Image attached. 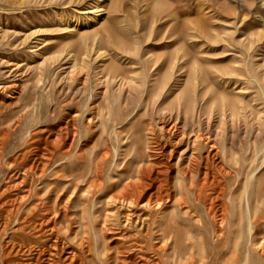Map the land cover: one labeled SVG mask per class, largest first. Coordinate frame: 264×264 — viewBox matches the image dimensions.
I'll use <instances>...</instances> for the list:
<instances>
[{
  "label": "rangeland",
  "instance_id": "obj_1",
  "mask_svg": "<svg viewBox=\"0 0 264 264\" xmlns=\"http://www.w3.org/2000/svg\"><path fill=\"white\" fill-rule=\"evenodd\" d=\"M192 106L184 125L179 110ZM161 125L176 126V146ZM196 128L226 171L228 235L217 243L197 195L214 163L188 166ZM155 140L173 149L169 200L148 204L147 193L120 210L114 198ZM0 187V264H24L5 254L20 243L33 264L72 253L73 264L234 263V235L243 245L248 218L264 222V0H0ZM41 217L56 224L57 248L54 232L32 229Z\"/></svg>",
  "mask_w": 264,
  "mask_h": 264
},
{
  "label": "bare ground",
  "instance_id": "obj_2",
  "mask_svg": "<svg viewBox=\"0 0 264 264\" xmlns=\"http://www.w3.org/2000/svg\"><path fill=\"white\" fill-rule=\"evenodd\" d=\"M225 107L226 106H224L223 109H222V116H223V118H225L226 115H227L226 114V110L227 109ZM193 110H194L193 109V106H192L191 109L189 108V111L190 112L188 111V109H184L183 113H182V110L181 109L179 110L178 116L180 115L179 117L182 118L181 120H182V122H183L184 125H186V123L189 122V118H193V115H191V112ZM211 114L212 113H210V117L207 120V126H209L210 118L212 116ZM159 130L162 133V135L165 137V142L166 143L173 142L172 144H174V146L177 145V144H175L177 141H174L173 140V137H172V136H174V134L176 132V126L175 125H171V126L161 125L159 127ZM194 131H195V135L193 136L194 138H193L191 144H192L193 150H195V151L197 150V151H196V154H195L194 158H192L191 161H189L190 163H189L188 166H189V170L190 171H194V169L198 166V164L201 162V160H204L205 165L206 166H209V165H212L215 162V159L217 158V152H216V148H215L214 142H211L212 139L209 140L208 136H206L207 133L204 135L203 133H201V129H199V128H196V130H194ZM184 134H185V131L183 130V132L180 134V137L183 138L184 137ZM180 137L178 139H180ZM57 141H58V136H56L53 140H48V138H45L44 139V144L47 145V146H50V147L54 148V147L57 146ZM155 141H153V143H154V145L156 147L154 146V147H152L150 149V152H149V161L147 162L146 166L145 167L144 166H140V169H139V172H138V175H137L136 180L133 183L126 184V187L129 189V191H125L123 194L120 193L121 195L119 197L116 196L114 198V201L113 202L117 204V206H118V208L120 210L122 208L125 209L126 207H131L133 205L134 206H137L138 205V202L141 201L140 199L144 196V194H147V193L148 194H147V198H146V203H148V204H150L151 202H153V203H155V205H158L159 206L163 202L164 197H166L168 199V196H169L170 193L168 194L167 190H165V189L163 190L162 187H164V185H165L163 182L166 183V181L164 180L165 178L162 179L161 176L162 175H168V173L170 172L169 170L172 168V164H170V157H171V153L173 152V149H170L169 152L165 154L163 152V148H164L165 143L162 146V144H160L157 141L155 142ZM158 145H161V146L158 147ZM156 149H158V150H156ZM201 149H205V155H203V153L200 152ZM26 152H30V151L28 150ZM22 155L24 156L25 155V152ZM10 164H12V162ZM29 170H31V168H29ZM225 174H226V171H225L223 165H221L220 163L216 162L213 165V171L212 172H209L208 169L203 172V174L201 175L202 176L201 177V181H200V183L198 185V193H197L198 199L199 200H202V201H204L206 203V205H207V207L205 206L206 207V210H207L208 214H210L212 216V220L214 221L213 222L214 224H213V230H212V232H213V235H214V238H215L214 239V242L215 243L220 242L221 239H223V238H227V235H228V234H226V232H227L226 231L227 230V207H226L225 202L223 200L222 187L220 186L221 185V180L224 178V175ZM207 185H209V186H208V189L206 191V188L203 189V187H207ZM149 187L151 189H153V190H149L151 192L148 191ZM209 187H211V188H209ZM1 194L2 193H0V198H1ZM143 198H145V197H143ZM12 200H14V199H12ZM14 201H16V200H14ZM246 202H247V205H248V200H246ZM2 203H4V202L2 201ZM14 209H15V211H14ZM119 209H118V211H119ZM17 212H18V208L17 207L16 208L11 207V209H9L7 211L8 214L9 213H13V214L16 213L17 214ZM131 215L132 214H130V213H127L126 214V217H124L125 218L124 225L127 226V225H131L132 224L131 218H130ZM143 215L144 214H142V216ZM263 218H264V216H263ZM49 219L50 218L44 219L43 217H41L40 222H37L35 220L33 222H30V223L32 225V229L33 230L35 229V227H38V229H39L38 231L40 232V235H42V236H44L45 234L51 235L54 232L55 233L54 234V240L55 241L52 243L53 244L52 246H53V248H57V241L61 239L60 238V233H59V231H58V229L56 227V224L54 222H51L52 223L51 225L49 224L50 223L49 222ZM261 221H263V220H261L259 217L257 219H255V217H249L248 218V221H246V228L243 229V231H244L243 233H245V235H244V238L242 239L243 241L241 242V243H243V245H240L242 247V249H243V252L242 253H238V251H237V249L240 246H238V242L236 241V236L234 235V240H233V242L231 244V251H230V258H231V260H233V258H234V263H232V264H240V262H238L240 255H243V260H242L243 262L241 264H264V236L260 234L261 236L258 237L257 235L259 234V232H257V230H256V226L258 224H263L264 225V222H261ZM136 222L137 221H134L133 222V225L134 226H136L135 225ZM104 227H105V225H104ZM45 228H47V229H45ZM238 228H239L238 225H235L234 228H233L234 229L233 232L236 235L239 233V231H238L239 229ZM21 230H23V227H21ZM255 230H256V232H255ZM142 231H143V229H142ZM263 232H264V230H263ZM35 234H37V233H35ZM24 239H25L24 237H21V241L22 242H23ZM50 239H52V238H50ZM144 243H145V245H148L146 241ZM239 243H240V241H239ZM7 245H8V243H7ZM22 245H24V243L18 244L17 249H16V247H15L14 244H10V246L8 245L9 248L6 247L8 250L6 249L7 251L5 252V254L7 256L8 255L13 256V258H11L10 261H17V260H20L21 261V260H23V263L24 264H30V263L33 264L35 261L34 262L28 261L30 259V257L28 259H23L22 258L23 257V254H20L21 248H23ZM60 245H61L60 250L63 251V247H64L63 246V243H61ZM150 248H153L156 251H158L160 249V248L155 247L153 245H151ZM26 250H27V252H29L30 248L27 247ZM36 252H37V250H36ZM85 253H86V251H85ZM126 253H124V254H126ZM73 258H74V255L72 253L71 256H70V259H69L70 262L67 263V264H73V261H74ZM188 262L190 263V261H188ZM12 264H13V262H12ZM185 264H187V263H185Z\"/></svg>",
  "mask_w": 264,
  "mask_h": 264
}]
</instances>
